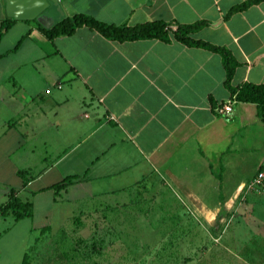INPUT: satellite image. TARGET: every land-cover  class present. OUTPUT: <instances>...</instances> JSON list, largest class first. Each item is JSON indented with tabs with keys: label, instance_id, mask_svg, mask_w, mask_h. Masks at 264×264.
Segmentation results:
<instances>
[{
	"label": "crops",
	"instance_id": "crops-1",
	"mask_svg": "<svg viewBox=\"0 0 264 264\" xmlns=\"http://www.w3.org/2000/svg\"><path fill=\"white\" fill-rule=\"evenodd\" d=\"M57 1L62 15L44 12L54 23L74 15L170 29L206 21L192 37L230 51L239 63L231 86L264 85V1L228 17L246 0ZM8 19L0 0V26ZM37 24L15 20L0 40V208L12 193L48 215L61 202L78 205L80 215L110 211L117 241L124 223L141 219L162 235L134 237L153 247L150 259L160 245L164 261L170 240L183 260L190 243H215L209 229L241 213L249 237L264 238L256 215L264 195L243 190L264 165V121L251 103L236 101L228 119L215 113L232 97L220 55L171 38L119 43L85 27L50 41ZM67 177L74 181L64 190L50 189ZM1 217L13 226L34 222ZM238 238L221 235L220 253L191 247L192 264H250L233 247Z\"/></svg>",
	"mask_w": 264,
	"mask_h": 264
},
{
	"label": "rangeland",
	"instance_id": "rangeland-1",
	"mask_svg": "<svg viewBox=\"0 0 264 264\" xmlns=\"http://www.w3.org/2000/svg\"><path fill=\"white\" fill-rule=\"evenodd\" d=\"M46 13H51L56 18L61 15V11L52 5L46 10ZM254 156L258 158L259 152H255ZM34 175L28 171L25 178L30 180ZM21 198H19L21 202H29ZM56 199L59 201L61 198L58 196ZM61 203L56 204L49 215L45 213L46 206L33 208L31 205V215L34 217L32 223L24 222L13 226L11 217L2 218L0 215V258H2L3 264H10L11 260L14 264H20V259L26 248H28L26 264H192L194 255L191 252V247H197L199 253L206 250L211 253H220L223 251V241L221 240L220 243L217 241L221 235L224 240L239 237L240 239L238 238L233 244L237 253L250 264H264V238L257 237L252 240L249 236L253 227H243L237 222L239 219H244V213L237 214L226 228H222L220 225L216 229H209L210 234L217 239L215 243L207 242L201 237L198 245L190 243L189 251L182 250L183 260L177 256L176 251L179 246H175L170 240L166 247L168 250L167 259L164 261L158 255L161 251L160 245H158L159 250H156L157 255L154 259H150L152 255H155L151 253L153 247L150 248L143 239L134 237V235H139L142 238L146 232H149L146 236L150 239H157L156 237L162 235V231L151 228L150 224H146L143 220L130 219L131 221L124 223L125 227L120 229L123 237L117 241L113 238L116 229L111 223L110 211L89 212L80 215L78 205L70 206L67 203ZM43 215H46L47 219H44ZM256 215H259L264 221V205L256 210ZM84 216L88 217L85 222L82 220L86 219ZM125 218L127 221V214H125ZM83 223L88 226L81 228ZM32 225L33 233L29 234L26 240L27 236L25 235L28 234ZM43 225L46 226V229L38 235V230H40L38 226L42 227ZM201 263L208 264V260L204 259ZM238 263L241 264L240 261Z\"/></svg>",
	"mask_w": 264,
	"mask_h": 264
},
{
	"label": "trees",
	"instance_id": "trees-1",
	"mask_svg": "<svg viewBox=\"0 0 264 264\" xmlns=\"http://www.w3.org/2000/svg\"><path fill=\"white\" fill-rule=\"evenodd\" d=\"M264 0H246L238 5L231 7L226 14V17L242 12L253 5H257ZM15 20L9 18L7 22L2 23L0 26V40L6 30L10 27V23ZM39 30L45 37L52 41L59 36H70L77 29L85 27L96 31L104 38L115 42H126L134 40H161L169 42L173 39L187 47L201 48L221 56L222 65L225 71L224 85L229 90L232 96H235L236 101L255 104L259 110V116L264 121V85L243 84L238 87L231 86L235 69L239 63L234 59L230 51L223 47L212 45L202 40H196L192 34L197 30L208 25L206 21H198L191 25H179L177 31L173 32L170 26L162 21H153L136 26H113L100 23L90 17L84 15H74L71 18H61L58 22L54 23L49 29L44 28L37 24ZM171 38V39H170ZM74 181L73 177H67L63 181L52 185L50 189L55 192L64 190L67 186L71 185ZM0 215H13L16 221L31 217V203L21 202L15 198L11 193L8 201L0 208ZM45 229H42L44 231ZM27 255L25 254L23 263L26 264Z\"/></svg>",
	"mask_w": 264,
	"mask_h": 264
},
{
	"label": "water",
	"instance_id": "water-1",
	"mask_svg": "<svg viewBox=\"0 0 264 264\" xmlns=\"http://www.w3.org/2000/svg\"><path fill=\"white\" fill-rule=\"evenodd\" d=\"M6 12L9 18L18 21H37L44 28L49 29L54 21L46 16L44 12L52 4L61 11L57 0H5ZM62 15V11H61ZM173 32L177 27H171Z\"/></svg>",
	"mask_w": 264,
	"mask_h": 264
},
{
	"label": "built area",
	"instance_id": "built-area-1",
	"mask_svg": "<svg viewBox=\"0 0 264 264\" xmlns=\"http://www.w3.org/2000/svg\"><path fill=\"white\" fill-rule=\"evenodd\" d=\"M58 88H60V86ZM235 102V96H232L231 99L217 104L214 111L219 117L228 119L233 114ZM243 190H245L246 193L253 192L264 195V165L258 170L251 181L243 187Z\"/></svg>",
	"mask_w": 264,
	"mask_h": 264
}]
</instances>
